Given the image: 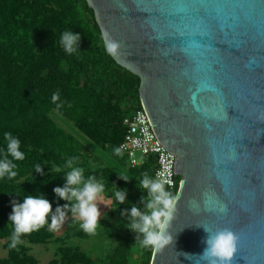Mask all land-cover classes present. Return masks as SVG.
Returning a JSON list of instances; mask_svg holds the SVG:
<instances>
[{
    "label": "water",
    "instance_id": "1",
    "mask_svg": "<svg viewBox=\"0 0 264 264\" xmlns=\"http://www.w3.org/2000/svg\"><path fill=\"white\" fill-rule=\"evenodd\" d=\"M87 2L177 157L174 239L151 264H208L204 227L236 233L230 264H264V0Z\"/></svg>",
    "mask_w": 264,
    "mask_h": 264
},
{
    "label": "trees",
    "instance_id": "2",
    "mask_svg": "<svg viewBox=\"0 0 264 264\" xmlns=\"http://www.w3.org/2000/svg\"><path fill=\"white\" fill-rule=\"evenodd\" d=\"M64 31L80 34V49L74 54H66L60 46ZM140 84L138 75L106 53L95 11L87 0H0V159L6 152L5 132L20 140L25 154V159L13 161L15 178H0V241L7 250L0 264H39L32 246L48 244L55 251L45 264H151L153 251L135 244L139 234L132 229L126 227L116 237L112 234V244L94 257L70 243L74 238L89 239L78 222L61 235L48 231L51 213L48 224L24 235L17 249H9L14 201L43 195L53 212L69 203L54 191L65 186L66 171L55 173L53 164L62 167L70 157H78L76 166L84 169L85 179L95 175L104 191L126 192L127 203H119L121 210L130 213L135 200L143 204L147 190L137 187V176L148 172L154 177L156 156L146 155L132 167L127 155L114 151L124 139V117L142 108ZM57 92L60 108L52 102ZM54 112L72 122L90 144L67 131ZM37 163L42 172L34 169ZM118 171L131 178L122 179ZM168 190L177 194L178 188ZM66 212L70 224L73 217Z\"/></svg>",
    "mask_w": 264,
    "mask_h": 264
},
{
    "label": "clouds",
    "instance_id": "3",
    "mask_svg": "<svg viewBox=\"0 0 264 264\" xmlns=\"http://www.w3.org/2000/svg\"><path fill=\"white\" fill-rule=\"evenodd\" d=\"M79 33L73 31H64L60 36V46L66 54H74L80 48L78 41ZM101 41L110 56H119L121 44L112 38L106 29L101 31ZM59 93L52 95V102L59 101ZM62 104L57 103V108ZM6 140V152L3 159H0V178L7 176L9 179L15 178L17 172L14 171L16 164L13 161L25 159V154L20 150V140L12 135L11 132L4 133ZM117 155H123L120 147L115 148ZM12 159H8V157ZM79 158L70 157L66 163L59 167L53 164V171L60 173L66 171V184L64 187H56L55 193L59 198L69 201L68 204L56 207L52 210L51 202L43 195L25 196L22 203L13 202L12 213L9 215V223L13 225V231L10 237L9 249H17L18 245L23 244L24 235L38 231L48 224V215L51 213V223L48 224V231H58L66 220L67 212H70L73 221L69 224L79 223L80 228L87 234L95 235L98 224L100 223L101 210L97 200L102 201V193L104 184L98 181L95 175H89L87 179L84 177V169L76 166ZM34 169L42 172L43 169L39 163L34 165ZM119 172V171H118ZM122 179L128 180L131 176L123 172H119ZM139 183L137 187L147 190V196L142 197L141 201L144 205L142 211L140 207L133 205L130 209L131 223L127 227L137 232L136 245L144 248H150L153 252L161 251L169 244L173 243V235L169 232L172 222L177 213V203L179 194H173L168 190L167 186H171L172 181L166 179L161 173H157L155 177L150 176L148 172L137 176ZM115 198L119 203H124L126 192L115 191ZM128 214L122 213V215ZM106 215V213H105ZM205 231L209 234L204 241L206 247L200 256L202 260L208 264H230L235 252L238 236L230 229H222L212 233L207 228ZM188 258L192 256L184 253Z\"/></svg>",
    "mask_w": 264,
    "mask_h": 264
},
{
    "label": "rangeland",
    "instance_id": "4",
    "mask_svg": "<svg viewBox=\"0 0 264 264\" xmlns=\"http://www.w3.org/2000/svg\"><path fill=\"white\" fill-rule=\"evenodd\" d=\"M53 117L61 125H63L67 129V131H69L82 141L89 143V141L86 140L84 134L81 133L74 126V124L64 116H62L58 112H54ZM136 157L138 159H142V154L138 153ZM101 195L103 198L102 201L100 199L97 200V203L99 204L101 210V218L96 234H89V239L74 238L70 242L72 245H80L82 248L91 252L94 257L100 255L103 251H106L113 242L112 234L114 235V237H116V233H119L122 230L126 229L127 224H129L130 222L127 214L122 215V213H126V211L121 210L120 204L115 198V192L103 191ZM124 203H127L126 199ZM134 203L136 206H139L142 211L144 210L143 204L139 203L137 200H135ZM103 221L106 222V224H104ZM68 225V218L66 217L63 226L58 231H55L56 234H63L64 231L68 228ZM32 248V252L40 260L39 264L47 263L54 256L55 247L53 244L33 245ZM6 255L7 250H5L4 248V241H0V256L5 257Z\"/></svg>",
    "mask_w": 264,
    "mask_h": 264
},
{
    "label": "built area",
    "instance_id": "5",
    "mask_svg": "<svg viewBox=\"0 0 264 264\" xmlns=\"http://www.w3.org/2000/svg\"><path fill=\"white\" fill-rule=\"evenodd\" d=\"M124 125L126 132L120 148L127 155L129 165L138 166L142 163L144 156L154 154L157 160L154 177L157 173H161L164 178L172 181L170 187L166 186L172 190L177 189L180 176L175 172L176 154L168 151L159 140L146 111L139 108L125 116ZM138 153L142 154V159L136 157Z\"/></svg>",
    "mask_w": 264,
    "mask_h": 264
}]
</instances>
